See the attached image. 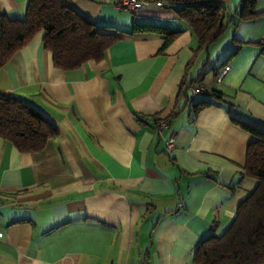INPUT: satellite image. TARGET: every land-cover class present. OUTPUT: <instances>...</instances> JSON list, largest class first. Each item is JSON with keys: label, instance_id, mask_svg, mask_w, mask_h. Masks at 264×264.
Wrapping results in <instances>:
<instances>
[{"label": "crops", "instance_id": "obj_1", "mask_svg": "<svg viewBox=\"0 0 264 264\" xmlns=\"http://www.w3.org/2000/svg\"><path fill=\"white\" fill-rule=\"evenodd\" d=\"M144 1L129 13L115 0H60L124 37L100 62L57 69L38 34L1 68L0 94L59 135L37 153L0 139V264H193L255 189L243 167L256 136L243 125L264 133V0L237 26L242 0L225 2L232 23L204 49L176 16L180 2ZM26 2L0 0V15L23 19ZM134 26L177 34L164 47ZM195 84L207 92L192 95ZM200 101L211 106L194 115ZM159 119L168 127L156 134Z\"/></svg>", "mask_w": 264, "mask_h": 264}, {"label": "trees", "instance_id": "obj_2", "mask_svg": "<svg viewBox=\"0 0 264 264\" xmlns=\"http://www.w3.org/2000/svg\"><path fill=\"white\" fill-rule=\"evenodd\" d=\"M150 1L160 3L162 0ZM172 1L182 4L174 12L191 29L200 49L218 41L226 26L232 23L224 5L228 0ZM256 1H241L233 25L258 16L254 10ZM141 30L164 36V47L177 34L152 26H134L130 33ZM38 34H42L43 47L51 54L53 66L66 72L90 61H102L106 51L124 38L89 22L60 0H27L23 19L0 15V70ZM211 96L222 99V94L215 91ZM209 106L211 103L200 101L193 105L192 113L196 115ZM243 128L256 136L246 148L243 167L244 176L256 181V187L238 207L223 234L210 235L197 244L192 254L193 264H264V133L246 125ZM58 135L54 124L38 110L0 94V139L18 152H40Z\"/></svg>", "mask_w": 264, "mask_h": 264}, {"label": "built area", "instance_id": "obj_3", "mask_svg": "<svg viewBox=\"0 0 264 264\" xmlns=\"http://www.w3.org/2000/svg\"><path fill=\"white\" fill-rule=\"evenodd\" d=\"M145 4L146 2L144 0H115L114 2L116 8H118L121 11L129 12V13H133L136 10L144 7ZM229 68H230L229 65H224L216 74L215 82L218 85H220L223 79L226 77ZM190 90L192 95L205 94L207 92L206 88L200 84H195L191 86ZM167 127H168V121L166 119H159L158 121H156L154 125V132L156 134H160ZM172 151H173V139L170 138L166 142V152L171 153ZM0 237H1V233H0ZM140 264H144V262L142 261Z\"/></svg>", "mask_w": 264, "mask_h": 264}]
</instances>
